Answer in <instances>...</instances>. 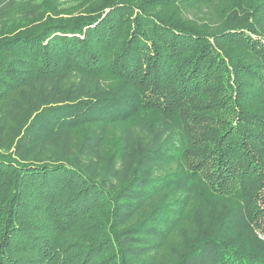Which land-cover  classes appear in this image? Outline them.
Here are the masks:
<instances>
[{
    "label": "trees",
    "instance_id": "16d2710c",
    "mask_svg": "<svg viewBox=\"0 0 264 264\" xmlns=\"http://www.w3.org/2000/svg\"><path fill=\"white\" fill-rule=\"evenodd\" d=\"M0 264H264V0H0Z\"/></svg>",
    "mask_w": 264,
    "mask_h": 264
},
{
    "label": "rangeland",
    "instance_id": "374dc122",
    "mask_svg": "<svg viewBox=\"0 0 264 264\" xmlns=\"http://www.w3.org/2000/svg\"><path fill=\"white\" fill-rule=\"evenodd\" d=\"M70 1V0H69Z\"/></svg>",
    "mask_w": 264,
    "mask_h": 264
}]
</instances>
